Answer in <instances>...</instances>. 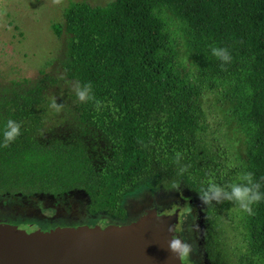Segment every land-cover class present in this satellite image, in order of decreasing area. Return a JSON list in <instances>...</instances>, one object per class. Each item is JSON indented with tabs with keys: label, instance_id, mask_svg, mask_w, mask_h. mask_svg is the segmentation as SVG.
Masks as SVG:
<instances>
[{
	"label": "trees",
	"instance_id": "trees-1",
	"mask_svg": "<svg viewBox=\"0 0 264 264\" xmlns=\"http://www.w3.org/2000/svg\"><path fill=\"white\" fill-rule=\"evenodd\" d=\"M52 29L55 58L0 90V127L20 125L0 145V201L81 194L90 216L123 221L129 196L183 189L207 231L228 224L238 264H264V199L249 215L198 195L245 172L264 193V0L71 2ZM77 82L92 101H76Z\"/></svg>",
	"mask_w": 264,
	"mask_h": 264
},
{
	"label": "rangeland",
	"instance_id": "rangeland-1",
	"mask_svg": "<svg viewBox=\"0 0 264 264\" xmlns=\"http://www.w3.org/2000/svg\"><path fill=\"white\" fill-rule=\"evenodd\" d=\"M112 0H0V90L11 81L23 79H34L39 70L50 60L54 59L62 47L60 41L54 34L52 26L63 20L65 8L71 3H87L89 5L104 6ZM144 190L138 194L129 196L126 200L128 212H139L143 208L151 207L149 202L143 201ZM183 198L169 195L165 201L174 210L179 207L181 213L182 232L185 242L193 251L198 246V232L194 228V216L188 199L194 198L187 192ZM67 204L60 203L66 207L67 212L78 220V225H103L112 220L102 216H90L87 211V200L81 194L68 197ZM54 202L47 200L41 202L37 207L45 213H49ZM8 206L14 207L15 203L7 204L0 202V210ZM227 223H221L219 227L209 226L207 235L216 241L211 256L213 260L206 264H238V252L236 249L234 233L229 231ZM209 258V257H208ZM200 259V258H199ZM199 264H201L199 262Z\"/></svg>",
	"mask_w": 264,
	"mask_h": 264
},
{
	"label": "water",
	"instance_id": "water-1",
	"mask_svg": "<svg viewBox=\"0 0 264 264\" xmlns=\"http://www.w3.org/2000/svg\"><path fill=\"white\" fill-rule=\"evenodd\" d=\"M178 214L143 224L77 226L56 234L0 224V264H184L169 251Z\"/></svg>",
	"mask_w": 264,
	"mask_h": 264
},
{
	"label": "flooded vegetation",
	"instance_id": "flooded-vegetation-1",
	"mask_svg": "<svg viewBox=\"0 0 264 264\" xmlns=\"http://www.w3.org/2000/svg\"><path fill=\"white\" fill-rule=\"evenodd\" d=\"M148 194L144 195L143 201L145 203L149 202L148 205L151 207L143 208L139 212H128L127 208V215L126 219L123 221L115 220L114 218L108 216L105 213H101L99 216L104 218H110L112 221L109 224L103 225V227L113 224H131V223H138L143 224L145 221L149 220L153 213L158 215H170L177 213L178 214V223L175 228V235L178 236L182 241H185L182 235L183 229H179V225L181 224V209L176 207L174 210L172 207L168 206L165 202L169 195H176V197L183 198L184 192H187L191 195L188 191L183 189L178 190H146ZM70 197V196H68ZM68 197L65 199H58L54 196L49 195H37V193L31 195H23L20 197H7L1 200V203H15L16 206L10 207L0 210V224H9L16 226L17 228L24 230L28 233L35 232V231H43L48 233L56 234L59 230H63L68 227H77L79 221L76 220L72 214L67 212L66 207H62V203L67 204ZM184 199V198H183ZM50 200L54 202L50 208H46L51 210L49 213H45L41 210V208L37 207L41 202H45ZM61 203V204H60ZM188 203L190 204L191 212L195 214L194 216V228L198 232V246L195 250L189 252V255L186 259H182L184 264H206L208 258V252L205 248V231L206 224L204 220H201L199 217V206L195 202L193 198L188 199ZM126 206V205H125ZM94 217V216H93ZM86 226V225H81ZM90 226V225H88ZM94 226V225H93ZM102 227V226H101ZM200 258V259H199ZM209 264V262H208Z\"/></svg>",
	"mask_w": 264,
	"mask_h": 264
},
{
	"label": "clouds",
	"instance_id": "clouds-1",
	"mask_svg": "<svg viewBox=\"0 0 264 264\" xmlns=\"http://www.w3.org/2000/svg\"><path fill=\"white\" fill-rule=\"evenodd\" d=\"M211 55L221 61V66L231 60L228 50L224 47H212ZM76 101L81 103L92 101L91 85L84 83L81 85L77 82L73 88ZM99 105V101L96 102ZM51 108L59 109L55 99L50 101ZM20 134V125L13 119H8L2 127H0V145H7ZM180 153H176L179 159ZM260 185L253 181L252 173L245 172L239 182L229 183L227 185H218L209 182L207 187L199 192V199L203 204L211 201L220 202L221 200L234 202L244 213L253 214L252 205L264 199V193L259 191ZM170 232H174V227H170ZM169 251L176 255L178 259H186L190 252V245L182 241L178 236L173 237L168 242Z\"/></svg>",
	"mask_w": 264,
	"mask_h": 264
}]
</instances>
